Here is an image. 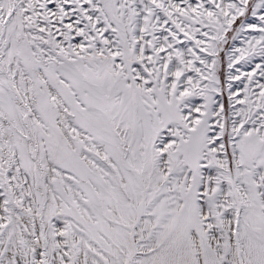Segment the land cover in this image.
<instances>
[{
	"label": "snow or ice",
	"instance_id": "snow-or-ice-1",
	"mask_svg": "<svg viewBox=\"0 0 264 264\" xmlns=\"http://www.w3.org/2000/svg\"><path fill=\"white\" fill-rule=\"evenodd\" d=\"M0 264H264V0H0Z\"/></svg>",
	"mask_w": 264,
	"mask_h": 264
}]
</instances>
